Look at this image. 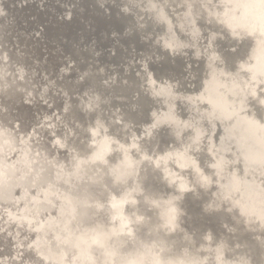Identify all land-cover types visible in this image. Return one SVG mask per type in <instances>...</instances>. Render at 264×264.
Masks as SVG:
<instances>
[{
    "label": "bare ground",
    "instance_id": "6f19581e",
    "mask_svg": "<svg viewBox=\"0 0 264 264\" xmlns=\"http://www.w3.org/2000/svg\"><path fill=\"white\" fill-rule=\"evenodd\" d=\"M113 2L0 22V264H264V0Z\"/></svg>",
    "mask_w": 264,
    "mask_h": 264
},
{
    "label": "water",
    "instance_id": "95a60500",
    "mask_svg": "<svg viewBox=\"0 0 264 264\" xmlns=\"http://www.w3.org/2000/svg\"><path fill=\"white\" fill-rule=\"evenodd\" d=\"M89 9H95L102 16V21L110 20L114 10L113 0H0V22L5 21L9 18L13 11L20 13L28 12H39L38 15L41 17V13L48 11L51 13V18L48 17L49 21L69 24V23H79L83 27L88 28V24H85L84 19L88 14ZM47 17V16H46ZM32 36L33 38H39L41 35H45L48 39L56 37V32L53 30H44L41 25H32ZM136 34H129L127 37L132 40L137 47L142 46L140 41L137 39ZM110 36L108 45L114 46L115 41L111 40ZM107 44V43H105ZM110 47H106V51H109ZM6 55L0 51V68L8 62ZM166 67H186L184 59L179 56H169L166 55ZM7 59V60H6ZM136 62V61H135ZM150 65L157 67L159 64L155 61L150 62ZM188 70V69H187Z\"/></svg>",
    "mask_w": 264,
    "mask_h": 264
}]
</instances>
